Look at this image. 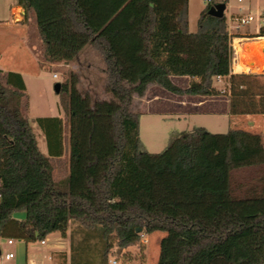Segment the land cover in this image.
Wrapping results in <instances>:
<instances>
[{"label": "trees", "instance_id": "16d2710c", "mask_svg": "<svg viewBox=\"0 0 264 264\" xmlns=\"http://www.w3.org/2000/svg\"><path fill=\"white\" fill-rule=\"evenodd\" d=\"M216 3L209 1L191 32L186 0H17L26 16L35 14L46 60L71 62L88 44L101 54L112 98L92 102L75 80L62 83L70 162L67 179L56 182L23 109L22 73L0 76V240L67 237L76 223L81 236L70 264H108L142 232L155 231L165 233L156 264H211L217 256L264 264V185L246 197L231 190L233 169L264 164V132L196 126L151 153L140 139V112L130 108L152 83L213 96L221 94L214 79L227 77L230 114L264 115V73L233 72L227 17L208 13ZM173 75L191 77L189 86L176 85ZM35 121L50 155L60 156L63 119ZM98 246L97 260L82 258Z\"/></svg>", "mask_w": 264, "mask_h": 264}, {"label": "rangeland", "instance_id": "374dc122", "mask_svg": "<svg viewBox=\"0 0 264 264\" xmlns=\"http://www.w3.org/2000/svg\"><path fill=\"white\" fill-rule=\"evenodd\" d=\"M186 1L189 30L195 32L198 30L200 13L207 7L209 0ZM214 1L219 3L224 0ZM225 1L227 4L225 15L248 2L247 0H244V2L239 0ZM260 7H264V1L253 5L251 11L256 13L257 8ZM246 13L243 14L245 15ZM25 22L27 24L25 29L19 26L23 32L20 29L16 30L14 27L7 25L6 21L1 22L0 69L2 73L0 76L4 77L8 71H16L24 75L26 89L22 103L25 115L33 127L39 148L50 158L54 179L60 181L67 179L70 162L69 121L67 115L69 95L67 92H62V83H67L69 87L72 81L75 80L76 88L82 94H88L92 102L110 100L112 95L107 89L105 62L101 54L90 44L83 49L77 59L71 62H50L43 56V45L36 28L34 13ZM257 29L256 22L251 21L250 24L243 25L240 32L244 35H254L257 33ZM18 40L23 42L19 46ZM239 63L247 65L244 59H241ZM263 64L258 66L253 64L249 67H261ZM57 83H61L59 93L55 91ZM216 85L219 87L218 89L221 91V94H228L229 97L228 78L226 82L225 80H217ZM142 97L134 94L130 108L131 110H139L140 112V139L143 148L151 153L163 151L168 145L171 134L183 130H191L196 126L205 127L208 131L216 133H224L231 128H244L251 131L264 132V117H259L258 120L253 119L249 125V115H232L230 112L223 111V108L220 109L222 111L217 112L205 109V106L203 109L207 111L188 113L169 112L160 107L157 109L148 105L147 102H151V99L143 100ZM38 116H60L63 119V152L60 156L50 155L46 136L35 121V118ZM263 185L264 164L236 168L231 171V190L234 196H250L256 193ZM164 235L165 233L161 231H155L151 234L142 232L141 239L136 245L129 247L123 252L117 250L114 256L118 258L119 264H131V258H135L138 261L144 259V261L154 264L158 260L160 239ZM80 236L81 233L76 223H72L67 236L70 252L69 259H71L72 244L76 246ZM100 247L87 248L82 253V258L97 260ZM211 264L230 263L224 257L217 256ZM241 264L246 263L243 262Z\"/></svg>", "mask_w": 264, "mask_h": 264}, {"label": "crops", "instance_id": "0c3cea01", "mask_svg": "<svg viewBox=\"0 0 264 264\" xmlns=\"http://www.w3.org/2000/svg\"><path fill=\"white\" fill-rule=\"evenodd\" d=\"M177 1V0H174ZM248 2L244 5H241L235 10H231L228 17L232 14H243L251 11L253 5L264 1V0H247ZM244 2V0H242ZM227 6V4H226ZM33 11H29L27 16L24 8L17 4V0H0V27L2 21H6L7 25L14 27V29H20L19 26L23 29L27 27L26 19H29V16H32ZM35 15V14H34ZM257 25V24H256ZM7 27V26H6ZM242 26L239 28L232 27L231 33L232 37H235V40H239L243 37H246L242 32H240ZM258 27V25H257ZM37 28V25H36ZM20 29L22 32L23 30ZM259 31V27L257 32ZM39 34V33H38ZM257 34V33H256ZM248 35V34H247ZM255 35V34H254ZM23 40V39H22ZM24 41V40H23ZM264 46V36L259 40L255 41H246L245 44L259 43ZM23 42L18 40V46ZM24 45V44H23ZM22 45V46H23ZM243 57V56H242ZM255 72H264V64L259 70L253 69ZM233 72L239 73L242 72L240 69H234ZM254 73V72H251ZM24 76V75H23ZM24 78V77H23ZM172 81L179 87L185 89L189 86L191 77L189 76H171ZM227 77H216L214 79V84L216 81L225 80ZM228 84V83H226ZM143 100L151 99V102H147L148 105H151L154 108H161L165 111H172L177 113H188V112H199L207 111L205 109H211L214 112L223 111L229 112V97L228 94H219L213 96H201V95H189V94H175L172 93L163 87L157 84H149L148 88L143 95ZM145 103V101H144ZM205 106V109L203 107ZM207 107V108H206ZM259 117H264V115H249L248 121L249 125L253 119L258 120ZM262 132V131H256ZM54 179V175H53ZM54 181H56L54 179ZM58 181V180H57ZM56 181V182H57ZM18 218H23V213L16 214ZM12 240V242H9ZM0 264H70V252H69V241L67 237H62L60 233L54 232L48 235L42 241L34 242H25L24 240L14 239V238H3L0 240ZM8 253H13V257L7 258ZM131 264H150L143 260H135L131 258ZM156 264V263H154Z\"/></svg>", "mask_w": 264, "mask_h": 264}, {"label": "built area", "instance_id": "2783aa9c", "mask_svg": "<svg viewBox=\"0 0 264 264\" xmlns=\"http://www.w3.org/2000/svg\"><path fill=\"white\" fill-rule=\"evenodd\" d=\"M239 1H242V0H239ZM251 21H255L259 27V30H260L261 24H264V7L257 8L256 13L249 11L245 15L244 14H232V15H230L228 17V20H227L229 34L232 36V33H231L232 27L239 28L240 26L250 24ZM245 36L246 37H243L239 40H235V37H232V47L234 50V55H233V59H232V62H233L232 63V69L233 68L234 69H236V68L240 69L238 67V63L242 59V51L246 52L244 50V42L253 41V40L257 41L260 38H262V36L259 35V31L255 35H245ZM248 66H250V65H248ZM240 70H242V72H250V73L253 72L251 69H240ZM9 242H12V240H9ZM42 242L44 243V240H42ZM6 257L7 258L13 257V253H8L6 255ZM108 264H119V260L116 256L111 255L109 257Z\"/></svg>", "mask_w": 264, "mask_h": 264}, {"label": "water", "instance_id": "95a60500", "mask_svg": "<svg viewBox=\"0 0 264 264\" xmlns=\"http://www.w3.org/2000/svg\"><path fill=\"white\" fill-rule=\"evenodd\" d=\"M225 9H226V3L225 2H219V3H216L215 5H213L209 10H208V13L212 16H215V17H223L224 14H225ZM250 46L249 44H245L244 45V50L246 52H250ZM260 49L264 52V46L260 47ZM244 61L248 64V65H253L254 64V56L253 55H245L244 57ZM60 87H61V83H57L55 85V91L57 93L60 92ZM141 229L139 228L138 229V232H140ZM0 254H1V251H0Z\"/></svg>", "mask_w": 264, "mask_h": 264}, {"label": "bare ground", "instance_id": "6f19581e", "mask_svg": "<svg viewBox=\"0 0 264 264\" xmlns=\"http://www.w3.org/2000/svg\"><path fill=\"white\" fill-rule=\"evenodd\" d=\"M262 45L260 44V42L259 43H251L250 44V50L252 51V53H250V52H244V51H242V56L244 57L245 55H253L254 56V65H262L263 63H264V52L260 49V47H261ZM242 57V59H244ZM238 67L240 68V69H251V70H253V69H255V70H259L261 67H256V68H254V67H249V66H247V65H244V64H241V63H238Z\"/></svg>", "mask_w": 264, "mask_h": 264}]
</instances>
